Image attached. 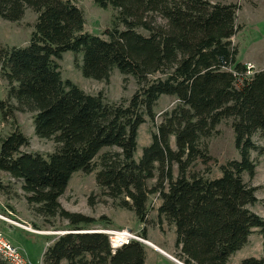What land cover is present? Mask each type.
Instances as JSON below:
<instances>
[{"label": "trees", "instance_id": "trees-1", "mask_svg": "<svg viewBox=\"0 0 264 264\" xmlns=\"http://www.w3.org/2000/svg\"><path fill=\"white\" fill-rule=\"evenodd\" d=\"M94 1L117 11L107 38L86 29L76 0H0V18L7 21L19 22L28 8L37 14L26 46L0 48V78L8 86L6 102L0 101V134L2 119L32 113L37 137L53 140L56 148L47 155L23 151L30 138L15 127L0 136V172L22 182L37 216L47 222L59 217L71 227L47 248L43 264H145L142 242L114 249L107 234L87 231L93 218L62 206L80 171H96L103 193L145 225L150 196L158 194V218L175 227L185 264H227L255 229L264 244V217L250 209L258 201L250 184L257 168L252 152L264 154L255 140L264 143V68L249 70L238 59L232 38L241 29L240 6L225 0ZM156 16L165 23L157 24ZM67 51L83 55L84 77L108 81L118 69L135 77L137 90L126 104L85 92L63 77L59 60ZM162 96L177 104L136 158L139 128L155 119ZM225 119L240 159L221 164L216 178L209 168L191 171L199 159L217 164L204 141ZM139 234L146 237V228ZM0 264L7 263L0 258ZM240 264H264V258Z\"/></svg>", "mask_w": 264, "mask_h": 264}, {"label": "rangeland", "instance_id": "rangeland-1", "mask_svg": "<svg viewBox=\"0 0 264 264\" xmlns=\"http://www.w3.org/2000/svg\"><path fill=\"white\" fill-rule=\"evenodd\" d=\"M218 2L224 0H209ZM240 6L237 11V23L241 26L240 31L232 38L234 44L239 46L238 59L244 63H250L255 70L264 68V0H225ZM84 10L86 17V29L107 38L105 33L112 27V21L117 11L108 6L101 8L94 0H76ZM37 14L30 8L26 9L24 17L19 22H10L0 18V48L14 46L24 47L28 44L30 35L34 29ZM157 24H164L165 20L156 16ZM123 29V26H120ZM142 31V30H141ZM83 55L67 51L59 60L64 79H70L78 84L85 92L97 95L102 94L109 102H125L133 96L138 88L137 81L132 75H124L118 69H114L108 81L86 78L83 76L79 64H82ZM8 86L3 78H0V101L7 100ZM177 104L173 96H162L155 106L156 116L152 121L146 118V122L139 128L138 148L135 157L140 158L144 146L151 142L152 133L161 123L163 114L170 111ZM15 127L20 128L29 138L30 145L23 148L26 152H37L47 155L53 152L56 144L53 140L41 139L35 134L32 113L15 112L14 119H2L1 134L5 136ZM255 140L264 145L259 136ZM173 147L174 138H172ZM208 147V153L216 160L207 165L199 159L195 162L191 171L204 172L210 169L209 176L216 178L221 175L219 166L229 160L240 159V154L235 146L234 131L231 120L225 119L218 125L217 132L204 141ZM1 150V143H0ZM252 157L257 161L256 175L250 181L257 188L258 201L250 209L264 217V154L252 152ZM96 171L86 174L82 171L73 175L66 192L60 199L62 206L72 212L82 213L93 218L95 221L86 225L88 232H102V230L122 231L130 230L136 235L146 228L148 237H143L147 250L145 264H185L179 249L175 246V227L167 221H160L157 207L158 194L150 196L148 206L149 214L147 225L142 224L135 213L129 209L119 207L117 201L104 194L98 187L95 179ZM178 175V167L174 166V176ZM4 174H0V198L5 207L20 210L30 214V224L20 222L19 219L0 215L12 225L18 227L5 228L3 235L19 248V250L33 263L40 264L44 255L59 236L70 231L71 227L67 220L59 217L45 221L41 216L30 212L25 193L17 183L8 181ZM249 182V177L244 176ZM156 178L149 181V186L155 184ZM6 210V209H5ZM4 210V211H5ZM32 211V210H31ZM32 223V224H31ZM31 225H34L31 226ZM40 226V227H39ZM36 227V228H35ZM40 229V230H38ZM140 242V241H138ZM264 258V244L258 229H255L249 238V242L239 252L235 253L227 264H240L247 257ZM65 264V262H63Z\"/></svg>", "mask_w": 264, "mask_h": 264}, {"label": "built area", "instance_id": "built-area-1", "mask_svg": "<svg viewBox=\"0 0 264 264\" xmlns=\"http://www.w3.org/2000/svg\"><path fill=\"white\" fill-rule=\"evenodd\" d=\"M248 69L254 68L250 63ZM250 72V71H249ZM103 233L109 236L111 245L114 249L129 244L132 240L147 242L141 235H136L130 230L112 231L102 230ZM0 258L7 264H33L16 246L6 239L2 232H0ZM40 264H43L41 262Z\"/></svg>", "mask_w": 264, "mask_h": 264}, {"label": "crops", "instance_id": "crops-1", "mask_svg": "<svg viewBox=\"0 0 264 264\" xmlns=\"http://www.w3.org/2000/svg\"><path fill=\"white\" fill-rule=\"evenodd\" d=\"M0 174H4L6 177L4 178H7L9 182L11 183H14V184H18V185H22V182L21 181H18L12 177H10V175H8L7 173L5 172H0ZM161 205V200L159 199V203H158V207ZM157 207V208H158ZM6 209V210H5ZM5 210V211H4ZM30 212H32L30 210ZM34 213V212H33ZM0 215L2 216H6V217H10L12 219H19L20 222H23V223H28L30 224V221H31V217L30 214H26V212H21L20 210H15V209H11V208H8V207H5L4 203H2V199L0 198ZM32 224V223H31ZM34 227V225H31ZM4 227L6 228H11V227H18V226H15V225H12L11 223H9L8 221L4 220V219H0V232H4ZM40 227V226H39ZM36 228V227H35ZM40 230V229H38ZM176 236V234H175ZM148 237V236H146ZM8 241H10V239L6 238ZM11 242V241H10ZM12 243V242H11ZM13 244V243H12ZM14 245V244H13ZM239 252V251H238ZM148 253V252H147ZM237 253V252H236Z\"/></svg>", "mask_w": 264, "mask_h": 264}]
</instances>
